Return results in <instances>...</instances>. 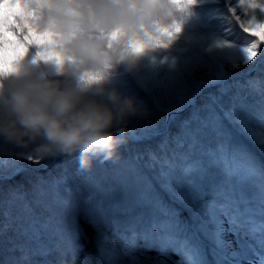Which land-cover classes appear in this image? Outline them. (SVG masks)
Returning <instances> with one entry per match:
<instances>
[{
  "label": "rangeland",
  "instance_id": "374dc122",
  "mask_svg": "<svg viewBox=\"0 0 264 264\" xmlns=\"http://www.w3.org/2000/svg\"><path fill=\"white\" fill-rule=\"evenodd\" d=\"M192 11L170 49L154 53L155 61L145 56L131 72L121 67L114 75L109 87L136 98L146 118L141 121L138 115L125 132L117 131L123 142L111 158L95 157L81 170L79 154L37 162L17 159L10 154L17 150L5 143L0 154V264H73L74 249L75 264H91V254L96 264H129L128 250L143 264H184L178 252L161 246L151 234V221L166 218L154 207L157 203L167 218L188 223L184 235L202 245L208 264H215L212 245L199 232L197 213L218 187L237 197H252L257 191L225 177L216 154L221 146L233 152L243 144L264 162V149L225 118L235 110L260 120V95L249 81H264V47L248 65L233 68L219 61L230 52L220 42L242 44L249 35L239 26L243 10L238 0H200ZM36 51L30 49L27 59ZM217 64L227 74L222 80L213 79ZM176 75L184 77L182 97L145 91ZM188 165L196 171L185 177L182 169ZM25 170L31 172L21 181H10ZM65 187L74 194H64ZM247 207L258 218V195ZM84 230L95 240L93 246L84 244ZM238 231V236L228 233L231 250L241 252L244 244L259 251L256 239L243 228ZM247 255L254 259L251 250Z\"/></svg>",
  "mask_w": 264,
  "mask_h": 264
},
{
  "label": "clouds",
  "instance_id": "9594fccd",
  "mask_svg": "<svg viewBox=\"0 0 264 264\" xmlns=\"http://www.w3.org/2000/svg\"><path fill=\"white\" fill-rule=\"evenodd\" d=\"M194 6L186 0H0V138L41 158L79 154L83 168L95 157L111 158L123 142L117 131L125 132L141 111L136 98L109 87L114 75L170 49ZM38 39L49 55L41 54ZM32 48L36 54L27 59Z\"/></svg>",
  "mask_w": 264,
  "mask_h": 264
},
{
  "label": "snow or ice",
  "instance_id": "6c2138e0",
  "mask_svg": "<svg viewBox=\"0 0 264 264\" xmlns=\"http://www.w3.org/2000/svg\"><path fill=\"white\" fill-rule=\"evenodd\" d=\"M199 2L200 0H186V5H196ZM238 3L240 9L243 10L239 26L244 33L249 35L242 44L220 42V46L228 48L230 52L226 58L219 61L233 68L248 65L257 58L261 48L264 47V0H238ZM178 31L179 27L176 26L172 30H167L165 34L167 37H172ZM253 37L255 39H252ZM36 43L40 47L41 54H50V48L47 44L40 39ZM23 45L27 47L28 42H23ZM16 47L19 48L20 46L17 45ZM261 59L264 60V56ZM226 75L219 64L215 65L214 80H222ZM183 80V76L176 75L170 77L167 81L154 84L145 91L151 94L153 91L164 90L182 97L184 94ZM249 87L260 95V120L258 122L253 121L250 117L242 116L235 110L225 113V118L237 125L239 131L249 138L254 145L264 149V81H249ZM145 118V113L141 111L139 119L142 121ZM133 123L135 124L136 121L134 120ZM5 143L0 142V154L4 153ZM9 145L17 150L14 153H10L15 155L17 159L23 158L37 162L45 159L29 154L27 149L18 145ZM216 159L219 161L225 177L229 179L235 178L242 186H250L257 191L252 197L243 195L237 197L234 191L218 187L211 193V198L203 208L198 210L197 214L201 219L199 232H202L210 241L212 245L211 253L215 264H243L244 260H247L248 264H264V162L258 160L243 144L238 150L233 152H228L221 146L216 154ZM80 169L85 170L86 168L80 166ZM195 171L196 169L192 165H188L182 169V174L185 177H189ZM161 176L166 178L167 173H161ZM256 195H258L261 205L258 218L251 215L252 210L247 207L251 200L255 199ZM241 204L245 205V207L241 208ZM154 207L160 210L162 216L166 217L164 219H153L150 223L151 234L155 242L178 252L182 256L184 264H208L203 246L190 243L189 239L184 235L189 228L188 223L174 218H167V212L161 209L158 203ZM226 222L229 225L228 228H225ZM241 228L245 229L248 235L256 239L259 251L253 249L251 245L245 246L244 244L240 245L241 252L231 250V240L228 233L238 236V230ZM248 250L252 251L254 259L248 257ZM125 254L130 257L129 264H143V261L133 254V250H128ZM72 256L73 264H75V249Z\"/></svg>",
  "mask_w": 264,
  "mask_h": 264
},
{
  "label": "trees",
  "instance_id": "16d2710c",
  "mask_svg": "<svg viewBox=\"0 0 264 264\" xmlns=\"http://www.w3.org/2000/svg\"><path fill=\"white\" fill-rule=\"evenodd\" d=\"M143 143V141H139V143H137V144H142ZM72 156H78V154H74V155H71V156H67V155H63V156H61V157H72ZM49 169V168H48ZM108 170V169H107ZM108 171H114V168L113 167H110V169L108 170ZM31 172V170H25V171H22V172H17V173H15L14 174V176H13V178L10 180V181H21L23 178H24V176L25 175H27L28 173H30ZM134 174V173H133ZM132 174V176H133V179H135L136 178V175L134 174L133 175ZM0 181H1V177H0ZM120 182V181H119ZM118 187H119V185L118 184H115V188L116 189H118ZM62 190V192L64 193V194H66V195H69V194H74V190H72L71 188H69V187H65L64 188V191H63V189H61ZM81 210V209H80ZM84 232V234L85 233H87L85 230L83 231ZM84 244H86V245H88L89 247H90V244L92 243V246H93V244H94V239L93 238H91V237H89L87 234H85L84 235ZM91 246V247H92ZM169 249V251H171V249L172 248H168ZM168 251V252H169ZM167 252V253H168ZM89 258H91L92 259V262H91V264H96V256L95 255H92L91 254V256H89Z\"/></svg>",
  "mask_w": 264,
  "mask_h": 264
}]
</instances>
